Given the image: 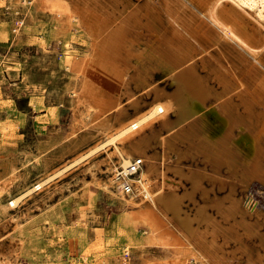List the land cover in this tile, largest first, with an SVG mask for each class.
<instances>
[{
  "label": "rangeland",
  "instance_id": "obj_1",
  "mask_svg": "<svg viewBox=\"0 0 264 264\" xmlns=\"http://www.w3.org/2000/svg\"><path fill=\"white\" fill-rule=\"evenodd\" d=\"M81 1L0 0V255L6 258L5 264H173L170 250L153 238L143 221L130 218L128 204L117 194V186L109 183L116 146L96 147L107 140V124L116 122L115 116L97 117L77 101L75 92L94 42L87 31L98 30L93 21L83 28L70 19L73 5H85ZM84 1L97 14L117 12L119 20L146 2ZM155 4L160 7V0ZM142 19L145 23L147 18ZM139 32L144 47L159 48L153 32L146 27ZM228 45L224 40L208 43V50L198 56L199 73L211 70L215 58L210 54L231 65L235 55L231 56ZM160 60L150 59L133 69L132 94L126 97L120 121L159 99H172L178 105L199 102L200 96L187 91L181 78H162L166 60ZM139 74L148 78L137 80ZM210 84L222 87L213 77ZM148 88H153L151 93L142 96L140 91ZM240 88L228 96L239 99ZM181 114L172 113L165 126L157 123L151 136L166 133L173 140L183 131L179 130L182 124L177 125ZM194 126L187 135L196 136L173 140L179 144L170 148L168 172L183 197V218L202 229L206 216L221 218L213 204L218 197L228 198L231 187L213 185L205 176L211 166L199 143L204 128ZM153 144L151 153L164 151L157 139ZM182 169L184 174L177 173ZM222 175L230 182L237 179L234 195L264 216V182L240 180L225 166ZM45 181L41 190H34ZM15 199L20 202L12 205ZM182 228L178 219L169 224L177 234L183 233ZM237 244L231 240L227 251L236 253V264H246L242 249L236 251Z\"/></svg>",
  "mask_w": 264,
  "mask_h": 264
},
{
  "label": "bare ground",
  "instance_id": "obj_2",
  "mask_svg": "<svg viewBox=\"0 0 264 264\" xmlns=\"http://www.w3.org/2000/svg\"><path fill=\"white\" fill-rule=\"evenodd\" d=\"M81 3L85 5H73L70 19L83 28L93 21L98 30L87 31L94 42L82 68L84 78L75 94L78 103L90 114L116 118L117 123L107 124L110 129L107 140L96 147L116 146L110 162L109 183L119 185L118 172L130 166L135 154L146 162L135 191L130 196L121 190L117 192L128 204L130 218L141 220L150 228L153 238L170 250L173 264L194 261L196 264H236V253L232 255L234 251H227L226 247L231 240L238 243L236 251L242 249L246 264H264V216L234 195L237 179L230 182L222 175L225 166L231 176L240 180L257 178L264 182V0H160V7L155 0H146L120 20L117 12L97 14L84 0ZM143 16L147 18L145 23ZM143 27L156 35L153 37L159 48L141 44L143 33L139 29ZM222 40L229 43L231 56L235 55L231 65L210 54L215 59L208 74L199 73L194 65L178 77L186 84L187 91L200 96L197 104L178 105L172 99H159L135 116L120 121L126 97L132 94L134 68L150 59H162L167 60L163 65L167 66L170 61L168 66L176 70L199 52L207 51L208 43L213 45ZM154 52L160 53L155 56ZM212 77L221 83V88L210 84ZM147 78L139 74L137 80ZM239 87L241 90L236 94L239 99L228 96ZM181 112L177 125L182 124L179 130L183 131L174 139L185 136L190 140L195 134L187 135L188 131H192L194 124L202 125L204 131L201 130L199 143H202L203 158L211 166L205 176L213 185L231 187L228 198L218 197L213 204L221 218L206 216L202 229H195L188 218H183V197L177 193L176 182L168 172L170 148L179 143L173 142L166 133L151 136L157 123L165 126L172 113ZM189 122L193 124L191 127L187 125ZM154 139L163 147L160 154L149 151L155 146ZM183 172V169L177 170L181 175ZM45 183L34 190H41ZM19 202L15 199L11 204ZM177 219L183 227L181 234L169 229V224ZM5 261L0 255V264Z\"/></svg>",
  "mask_w": 264,
  "mask_h": 264
},
{
  "label": "built area",
  "instance_id": "obj_3",
  "mask_svg": "<svg viewBox=\"0 0 264 264\" xmlns=\"http://www.w3.org/2000/svg\"><path fill=\"white\" fill-rule=\"evenodd\" d=\"M146 167V162L143 157L136 156L131 160L128 168H121L118 172L117 189L121 190L125 195L130 196L135 191L138 178ZM117 183V184H118Z\"/></svg>",
  "mask_w": 264,
  "mask_h": 264
},
{
  "label": "water",
  "instance_id": "obj_4",
  "mask_svg": "<svg viewBox=\"0 0 264 264\" xmlns=\"http://www.w3.org/2000/svg\"><path fill=\"white\" fill-rule=\"evenodd\" d=\"M201 53H202V51L199 52L195 58L189 60V62L185 63L184 65L179 66V68H177L176 70L174 68H171V67L168 66L169 62H170L169 61L167 63V66L163 65L164 76H162V78H165V81L168 80L169 78H176V76L178 78L181 75V73H184L185 71H187V69L189 67L197 65L199 63L200 59L198 58V56ZM195 85L196 84H194L193 86L196 88ZM157 87H159V85L155 86L154 88H157ZM152 90H153V88H148V89H145V90H141L140 92H142V96H145L146 94L151 93Z\"/></svg>",
  "mask_w": 264,
  "mask_h": 264
}]
</instances>
